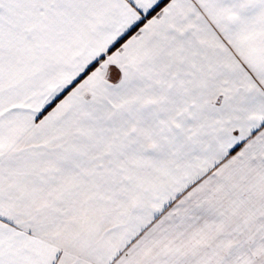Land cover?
<instances>
[{"label":"snow or ice","instance_id":"1","mask_svg":"<svg viewBox=\"0 0 264 264\" xmlns=\"http://www.w3.org/2000/svg\"><path fill=\"white\" fill-rule=\"evenodd\" d=\"M0 264H264V0H0Z\"/></svg>","mask_w":264,"mask_h":264}]
</instances>
